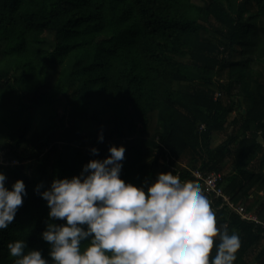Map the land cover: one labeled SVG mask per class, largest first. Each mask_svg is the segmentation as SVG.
<instances>
[{"label": "trees", "instance_id": "trees-1", "mask_svg": "<svg viewBox=\"0 0 264 264\" xmlns=\"http://www.w3.org/2000/svg\"><path fill=\"white\" fill-rule=\"evenodd\" d=\"M110 146L126 148V183L171 172L201 187L193 170L220 174L231 202L264 222V0H0V172L27 191L0 230V264H15L17 239L50 259L36 186L79 175ZM209 199L218 227L240 235L234 264H264V229Z\"/></svg>", "mask_w": 264, "mask_h": 264}, {"label": "clouds", "instance_id": "clouds-1", "mask_svg": "<svg viewBox=\"0 0 264 264\" xmlns=\"http://www.w3.org/2000/svg\"><path fill=\"white\" fill-rule=\"evenodd\" d=\"M98 139L103 141L102 131ZM108 151L79 175L53 179L44 191L42 183L36 186L50 209L41 234L50 259L17 239L7 244L15 264H234L240 235L218 227L216 209L199 185L184 186L171 172L144 186L126 183L120 178L126 148ZM6 182L0 172V230L14 221L27 196L23 180L11 188Z\"/></svg>", "mask_w": 264, "mask_h": 264}, {"label": "built area", "instance_id": "built-area-1", "mask_svg": "<svg viewBox=\"0 0 264 264\" xmlns=\"http://www.w3.org/2000/svg\"><path fill=\"white\" fill-rule=\"evenodd\" d=\"M192 176L201 183V188L212 200H221V207H226L230 212L238 215L242 221L261 226L264 229V222H261L255 214L248 212L241 204L232 203L230 197L224 194L220 174H204L200 170H193Z\"/></svg>", "mask_w": 264, "mask_h": 264}, {"label": "rangeland", "instance_id": "rangeland-1", "mask_svg": "<svg viewBox=\"0 0 264 264\" xmlns=\"http://www.w3.org/2000/svg\"><path fill=\"white\" fill-rule=\"evenodd\" d=\"M233 59H234L233 61H237V60H238V57L234 54ZM223 141H224V138L221 137V136H218V137H216L215 140L213 141L211 147H212V148H215V147H217L219 144H221ZM231 160H232V159H229V160L226 161V165H225V169L227 170L226 173L230 172V170H231V163H232ZM184 162H185V161H181V164L184 165V164H185ZM255 194L258 195V200H262V198H264V186H263L261 189H259L258 191H256ZM253 205H254L253 209H255L256 206H258V202L255 201V203H254Z\"/></svg>", "mask_w": 264, "mask_h": 264}, {"label": "crops", "instance_id": "crops-1", "mask_svg": "<svg viewBox=\"0 0 264 264\" xmlns=\"http://www.w3.org/2000/svg\"><path fill=\"white\" fill-rule=\"evenodd\" d=\"M216 137H218V136H216V135L213 136L212 143H213V141L215 140ZM212 143H211V146H212ZM263 173H264V170H263Z\"/></svg>", "mask_w": 264, "mask_h": 264}]
</instances>
